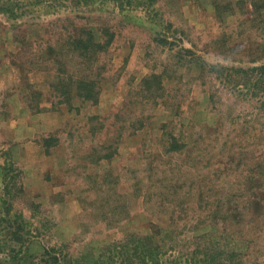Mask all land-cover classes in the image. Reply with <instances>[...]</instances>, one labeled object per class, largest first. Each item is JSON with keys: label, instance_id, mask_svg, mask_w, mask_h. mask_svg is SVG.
I'll return each mask as SVG.
<instances>
[{"label": "rangeland", "instance_id": "rangeland-1", "mask_svg": "<svg viewBox=\"0 0 264 264\" xmlns=\"http://www.w3.org/2000/svg\"><path fill=\"white\" fill-rule=\"evenodd\" d=\"M238 1L0 0V264H264V0Z\"/></svg>", "mask_w": 264, "mask_h": 264}, {"label": "trees", "instance_id": "trees-1", "mask_svg": "<svg viewBox=\"0 0 264 264\" xmlns=\"http://www.w3.org/2000/svg\"><path fill=\"white\" fill-rule=\"evenodd\" d=\"M237 3L240 6L248 4L249 6H253V8L255 7V3H253L251 0H239ZM258 9L261 8H254L252 9V12L258 11V13L261 14V11ZM97 37L98 34H92L88 35V37L84 39V41L75 42L77 44L75 48L80 52V56L84 57V61L87 60L89 61V63H91L92 58V62H94L95 57H92V53L97 55V53L104 52L106 50V46L102 45V42L99 41L100 38ZM105 45H108V43H105ZM263 66L264 65H260L258 67L256 66L254 67V69H263ZM261 77L263 79L264 75H262ZM258 78H260V75H258ZM59 83H63L61 87L65 88L64 91L66 92L64 93V96L66 97L68 102H71L74 97H77L85 102H90L93 104L97 103L98 101V78L95 76L91 79L87 77H73V75H68L66 78L59 80ZM143 253L144 257H151L150 259H152V262H155V259L153 258H158V256L155 255L158 253L155 249L153 250V252L149 251L147 253L146 249L144 248ZM140 260L137 257L132 256V260L127 258L125 262H128L129 264H146L145 261H142V259Z\"/></svg>", "mask_w": 264, "mask_h": 264}]
</instances>
